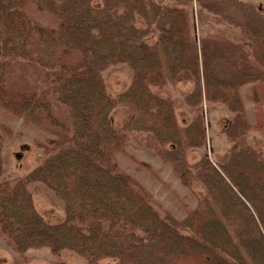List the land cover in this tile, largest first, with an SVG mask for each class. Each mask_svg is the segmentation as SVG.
<instances>
[{"label": "trees", "instance_id": "obj_1", "mask_svg": "<svg viewBox=\"0 0 264 264\" xmlns=\"http://www.w3.org/2000/svg\"><path fill=\"white\" fill-rule=\"evenodd\" d=\"M172 1L0 0V111L45 135L43 163L0 181V237L17 255L14 264H27L25 254L37 247L73 251L87 264H264V158L245 142L251 131L264 139V34L218 13V4L253 10L240 0ZM202 11L237 27L243 42L198 36ZM34 12L55 27L35 21ZM152 27L158 40L150 44ZM121 64L132 80L111 97L102 73ZM181 83L192 87L184 100L194 118L185 127L173 102L154 92ZM203 102L233 114L225 130L232 145L225 164L204 155L191 167L187 150L205 145ZM118 107L127 111L120 129L111 119ZM133 133L146 135L184 186L197 179L206 189L184 218L160 216L147 189L115 162L128 155ZM11 138L0 123V177ZM36 184L62 201L63 223L47 225L35 212Z\"/></svg>", "mask_w": 264, "mask_h": 264}, {"label": "rangeland", "instance_id": "obj_2", "mask_svg": "<svg viewBox=\"0 0 264 264\" xmlns=\"http://www.w3.org/2000/svg\"><path fill=\"white\" fill-rule=\"evenodd\" d=\"M145 1L149 3L157 0ZM159 1H165L166 6L174 4L172 0ZM240 1L251 5L253 10L241 11L226 4H218V13L236 25L247 23L257 32L264 34V0ZM162 5L165 6L164 3ZM222 7L229 9L226 10V13H223L221 11ZM192 8L196 15L199 7L193 3ZM201 14L202 18L197 29L198 36L221 35L236 43L243 42L240 30L237 27L206 11H202ZM32 17L42 25L55 27L49 19L37 12H34ZM136 23L139 27L145 26V21L141 18H138ZM146 40L150 44L156 43L158 40V32L155 31L154 27L151 28ZM102 76L106 91L111 97L125 91L132 80V72L124 64L109 67L102 73ZM191 88L190 84L181 83L168 84L161 90L154 89L155 93L169 98L173 102L180 127L187 126L194 118L190 112V107L187 106L184 100ZM248 93L249 87L243 88L242 97L246 117L250 125H253L255 123L254 108L248 100ZM201 107L205 124V145L200 149L187 150V163L192 167L202 156L207 155L214 164H225L232 145L226 136L225 130L233 122V114L219 103L203 102ZM126 115V109L121 107L114 109L111 113L113 127L120 129ZM0 123L8 126L12 131V138L2 147L1 151L2 174L0 181L11 182L25 177L46 159L44 150L38 146L45 135L32 127L25 126L21 120L7 118L2 111H0ZM245 142L262 153L264 158V139L259 132H249ZM126 150L128 155H117L115 162L122 171L147 189L151 194V205L160 216L169 213L176 219H182L186 211L193 210L199 201L207 196L206 189L197 179H194L189 186H184L171 168L164 164L148 147L146 135L131 134ZM35 187L36 189H34ZM30 190L33 209L45 224L53 226L65 221L66 214L63 203L53 192L41 184L31 186ZM25 256L29 259L27 264H57L59 262L64 264H87L85 259L73 251L62 250L59 253H54L47 247L32 248ZM16 258L17 255L6 246L3 238L0 237V264H14ZM100 264H114V261L106 259L100 261Z\"/></svg>", "mask_w": 264, "mask_h": 264}, {"label": "crops", "instance_id": "obj_3", "mask_svg": "<svg viewBox=\"0 0 264 264\" xmlns=\"http://www.w3.org/2000/svg\"><path fill=\"white\" fill-rule=\"evenodd\" d=\"M248 2H253L254 0H247ZM258 1H262V0H258ZM155 3H157V4H161L162 5V3H164V5L166 4L165 3V1H159V0H157V1H154ZM227 9H229V8H227V7H222L221 8V11L223 12V13H226V10Z\"/></svg>", "mask_w": 264, "mask_h": 264}]
</instances>
